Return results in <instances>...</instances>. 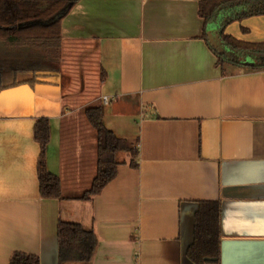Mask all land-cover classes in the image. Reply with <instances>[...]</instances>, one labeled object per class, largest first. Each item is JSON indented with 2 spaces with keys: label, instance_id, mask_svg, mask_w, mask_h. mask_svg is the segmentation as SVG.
Instances as JSON below:
<instances>
[{
  "label": "crops",
  "instance_id": "1",
  "mask_svg": "<svg viewBox=\"0 0 264 264\" xmlns=\"http://www.w3.org/2000/svg\"><path fill=\"white\" fill-rule=\"evenodd\" d=\"M198 2L76 0L60 20L57 72L32 66L27 53L5 60L0 264L14 251L59 264L60 220L97 239L90 262L60 264H193L185 250L198 200L220 201V264H264V69L222 72ZM224 33L264 42V14L234 20ZM90 93L106 128L138 139L137 167L126 155L114 179L81 198L96 170L84 115ZM40 117L48 119L46 168L61 198L39 194Z\"/></svg>",
  "mask_w": 264,
  "mask_h": 264
},
{
  "label": "trees",
  "instance_id": "2",
  "mask_svg": "<svg viewBox=\"0 0 264 264\" xmlns=\"http://www.w3.org/2000/svg\"><path fill=\"white\" fill-rule=\"evenodd\" d=\"M75 2L76 0H0V41L8 48L17 49L16 52L27 53L40 69L50 73L57 72L60 20ZM221 11L223 14L219 15ZM198 14L204 21V39L207 40L206 27L215 22L222 43L238 55L237 59H232L214 51L216 65L220 66L222 72L226 67L249 71L264 69V42H244L224 33L225 26L234 20L264 14V0H199ZM246 58L252 63L245 64ZM84 115L96 137L95 174L90 186L80 196L89 198L115 178L118 166L126 162V155L130 156L129 165L137 167L135 158L138 155V139L117 137L106 128L102 122L103 109L100 104L87 106ZM49 135L48 119L38 118L33 127V136L40 148L36 166L38 189L43 198H61L60 180L46 168L45 149ZM220 222L219 200L197 201L192 240L185 250L191 263L220 264ZM56 237L59 264L91 261L97 246L92 229L84 228L79 223L60 220ZM8 264H39V259L34 254L14 251Z\"/></svg>",
  "mask_w": 264,
  "mask_h": 264
},
{
  "label": "water",
  "instance_id": "3",
  "mask_svg": "<svg viewBox=\"0 0 264 264\" xmlns=\"http://www.w3.org/2000/svg\"><path fill=\"white\" fill-rule=\"evenodd\" d=\"M206 38L209 43V45L212 47L214 51H216L218 54H224L227 57H230L232 59H237L238 55L231 51L229 48H227L222 41L219 38L217 28L209 25L206 28ZM245 64H251L252 61L249 60V58L244 60Z\"/></svg>",
  "mask_w": 264,
  "mask_h": 264
},
{
  "label": "rangeland",
  "instance_id": "4",
  "mask_svg": "<svg viewBox=\"0 0 264 264\" xmlns=\"http://www.w3.org/2000/svg\"><path fill=\"white\" fill-rule=\"evenodd\" d=\"M16 50L17 49H11V48H8L5 44H4V42L3 41H0V66H1V68H4V70H5V68H6V61L5 60H9V58H10V56H12V57H14L15 55L16 56H18L19 54H22L21 52H16ZM8 55V56H7ZM2 59V60H1ZM31 65L33 66L34 65V63L33 62H31ZM59 66H60V55H59ZM94 85H92V87H93ZM89 89H88V91H87V93H89ZM91 92V91H90ZM87 93H86V95H87ZM89 96L90 97H92V95H91V93L88 95V97L87 96H85V97H87V98H85V100H88L87 102H88V104H90V105H93L94 103H95V101H91L90 99H88L89 98Z\"/></svg>",
  "mask_w": 264,
  "mask_h": 264
},
{
  "label": "built area",
  "instance_id": "5",
  "mask_svg": "<svg viewBox=\"0 0 264 264\" xmlns=\"http://www.w3.org/2000/svg\"><path fill=\"white\" fill-rule=\"evenodd\" d=\"M103 101L106 102V98L105 97L103 98Z\"/></svg>",
  "mask_w": 264,
  "mask_h": 264
}]
</instances>
